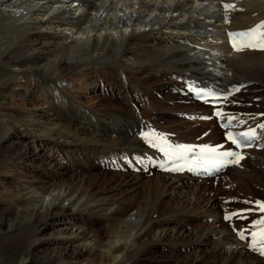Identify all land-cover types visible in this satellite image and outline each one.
<instances>
[{
    "label": "bare ground",
    "instance_id": "obj_1",
    "mask_svg": "<svg viewBox=\"0 0 264 264\" xmlns=\"http://www.w3.org/2000/svg\"><path fill=\"white\" fill-rule=\"evenodd\" d=\"M259 24L264 0H0V205L5 231L18 223L6 243L21 247L19 264H264V250L254 257L235 240L232 228L243 225L221 221L231 211L208 179L135 171L164 150L226 149L212 126L186 127L183 139L177 127L157 128L158 112L210 116L181 96L185 80L239 85L226 113L264 142V109L248 114L239 101L264 81V52L232 53L224 43L226 32ZM79 71L84 83L109 84L107 104L73 96ZM146 85L167 86L166 101L127 98ZM62 150L69 155L57 157ZM104 151L106 171L88 175L86 163ZM245 155L230 171L252 164L263 188L264 149ZM89 219L108 229H90Z\"/></svg>",
    "mask_w": 264,
    "mask_h": 264
},
{
    "label": "rangeland",
    "instance_id": "obj_2",
    "mask_svg": "<svg viewBox=\"0 0 264 264\" xmlns=\"http://www.w3.org/2000/svg\"><path fill=\"white\" fill-rule=\"evenodd\" d=\"M161 72H163V71H161ZM262 72L264 73V69L262 70ZM155 78H156L155 80H157V81H162V79H163V77L161 75H158ZM71 80L74 81V85H75L74 88L71 90V92H72L73 96L77 97L79 99L80 103H82L84 106H91V103H90L91 101H92V103H98V105L107 104V102L102 101L101 98H103V94L108 96L107 93H109L111 90L109 84H106L100 80H96L95 78L93 79V76L90 77V80H88L84 83V81H83L84 78L82 77V73L80 71L74 73L72 75ZM157 81H153L151 85H153V86L157 85V84H155V82H157ZM258 83H260L259 84L260 88H258L256 90V92L253 93V92L248 91V92H245V94L243 93L245 96L241 95L239 97V101L241 102V104L243 103V108H244L245 113L251 114L254 111H259V109L260 110L264 109V85H263L264 81L260 80ZM148 87L149 86L146 85L145 87L140 88L139 89V90H141L140 93L136 94V92H133L132 94L127 95V98L131 99L134 97H136V98L139 97V99H143V98L151 97L153 99L154 105H159L160 103L166 101V96L169 95V91H168L167 86H165L164 89H162L160 92H154V93L148 91L147 90ZM251 93H253V94H251ZM260 102L263 104V107L260 106V104H261ZM34 104L38 105L41 103L37 99L34 101ZM146 104H148V103H146ZM247 105H248V107H247ZM200 108L201 109L203 108L202 110H204V107L200 106ZM200 108H198V110ZM201 109L199 111H201ZM99 110H100L99 108L95 109V111H99ZM155 110H157V109H155ZM170 112L164 111L161 113L158 112L157 114H154L153 118H155V121H157V122H155V124L158 125L157 128H160L162 130H166L170 134H172L171 131L173 130V128L177 127L179 130H177L176 132H178V136H180L181 139H183L185 136V134H184L185 130L184 129L186 127L187 128L191 127L195 132L196 131L201 132L203 129H208L210 126L215 128L210 122H206L204 120H200L197 118H191L189 113H187V112H183V111L178 112V113L176 111H174V112L170 111ZM172 113H176V114H172ZM147 116L150 117V115H147ZM168 121H170V122L168 123ZM212 127H210V128H212ZM196 134H198V132ZM140 136H141V133H140ZM183 142H187V141H183ZM199 143H203V141H200ZM261 153H262V151H261ZM66 154L69 155V152H65L64 150H62L59 154H57V157L62 158L63 156H67ZM77 155L79 156V153L75 154L74 159L77 158ZM108 156H109L108 152L106 153V151H104V153H102V155L96 154V156L91 157L88 160V162L86 163L87 169H88V172H87L88 175L97 174V173H99V170H105L106 171V169H105L106 166H108V164L112 161L111 158L107 159ZM75 162L76 161H74V163ZM247 167L248 168L246 169V171L244 170L243 173L241 172V174L237 173L238 175H236L235 172H233V173H235V174H233L230 171L232 169L231 168L226 173L218 175V177L213 178V180H211V181L209 180L211 182L214 190L216 191L214 193V195H212V196H214L216 199L218 198V200L220 201V204L222 205V207H221L222 211L240 210V211H242L240 216H243V217L249 216V218L245 217V220H242L243 217L240 219V222L244 225V227L246 229H248V232L255 231V230H253L254 228H257V230H259V231L260 230L264 231V229H263L264 226H261L258 228L259 224H264V212L261 213L262 211L255 207L256 203H263L264 204V187L262 188V186H260L262 181H260V179H258V177L255 173L253 174V172H255L253 170V165L248 163ZM262 169L264 170V165H263ZM120 171H122V169H120ZM246 173H248V174L246 175ZM22 174H23V172H21L20 176H22ZM148 174L152 175V173H146V174L143 173V175H145V176H147ZM13 179L14 178L11 177L8 180L12 181ZM88 180L92 181V179H88ZM243 181H246V183H243ZM246 187H249L251 190L249 192L250 196L246 192ZM5 211H6L5 206L0 205V264H1V262L5 263V264H19L22 260V253H23V251L21 250V247L20 246H12L11 247V246H8L6 243V241L14 233H16L18 231V229H17L18 223L15 224V226L11 232H6L5 230L7 229V224H8L7 222L8 221L5 218L1 217V215ZM88 222H89L88 226L90 227V229H93V230L99 229V231H101V232H105L108 229L107 228L108 224H106L104 222H97L94 219H89ZM192 224L195 225L196 223L194 222ZM228 228L230 229V227H228ZM232 230H233V228H232ZM249 230H253V231H249ZM248 252L250 254H252L254 257L257 256L254 252H250V251H248ZM143 264H151V263L149 262V260H145L143 262Z\"/></svg>",
    "mask_w": 264,
    "mask_h": 264
}]
</instances>
